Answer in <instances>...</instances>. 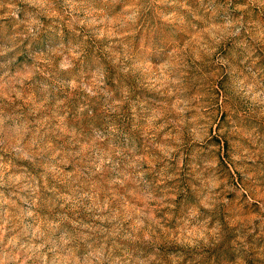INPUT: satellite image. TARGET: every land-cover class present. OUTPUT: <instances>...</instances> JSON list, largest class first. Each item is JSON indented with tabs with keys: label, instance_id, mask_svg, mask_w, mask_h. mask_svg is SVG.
<instances>
[{
	"label": "rangeland",
	"instance_id": "1",
	"mask_svg": "<svg viewBox=\"0 0 264 264\" xmlns=\"http://www.w3.org/2000/svg\"><path fill=\"white\" fill-rule=\"evenodd\" d=\"M0 264H264V0H0Z\"/></svg>",
	"mask_w": 264,
	"mask_h": 264
}]
</instances>
